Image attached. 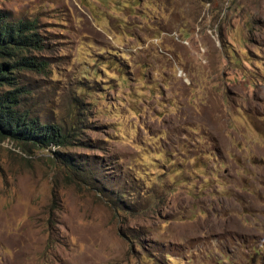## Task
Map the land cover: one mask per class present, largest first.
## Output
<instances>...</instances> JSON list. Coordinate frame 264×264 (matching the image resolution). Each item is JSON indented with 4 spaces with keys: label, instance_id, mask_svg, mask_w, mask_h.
Segmentation results:
<instances>
[{
    "label": "rangeland",
    "instance_id": "obj_1",
    "mask_svg": "<svg viewBox=\"0 0 264 264\" xmlns=\"http://www.w3.org/2000/svg\"><path fill=\"white\" fill-rule=\"evenodd\" d=\"M0 12L42 42L18 111L77 119L61 147L0 140V264H264V0Z\"/></svg>",
    "mask_w": 264,
    "mask_h": 264
},
{
    "label": "trees",
    "instance_id": "obj_2",
    "mask_svg": "<svg viewBox=\"0 0 264 264\" xmlns=\"http://www.w3.org/2000/svg\"><path fill=\"white\" fill-rule=\"evenodd\" d=\"M41 44L34 20L11 21L0 12V86L9 88L0 90V140L8 138L25 148L61 147L70 141L77 124L72 118L75 114L67 122L45 123L18 111L24 86L17 85L14 75L22 68L43 71L44 63L29 56ZM52 154L59 156L61 152L53 150Z\"/></svg>",
    "mask_w": 264,
    "mask_h": 264
}]
</instances>
